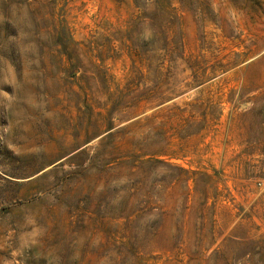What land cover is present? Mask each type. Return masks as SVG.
Here are the masks:
<instances>
[{
  "label": "rangeland",
  "instance_id": "rangeland-1",
  "mask_svg": "<svg viewBox=\"0 0 264 264\" xmlns=\"http://www.w3.org/2000/svg\"><path fill=\"white\" fill-rule=\"evenodd\" d=\"M0 264H264V0H0Z\"/></svg>",
  "mask_w": 264,
  "mask_h": 264
}]
</instances>
